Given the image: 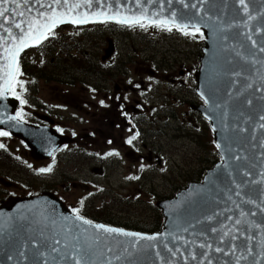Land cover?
Segmentation results:
<instances>
[{
	"label": "water",
	"instance_id": "obj_1",
	"mask_svg": "<svg viewBox=\"0 0 264 264\" xmlns=\"http://www.w3.org/2000/svg\"><path fill=\"white\" fill-rule=\"evenodd\" d=\"M69 3L80 5L70 15L87 13V22H66L54 30L105 23L129 26L109 17L143 13L144 23L167 20L166 26L193 30L195 25L203 31L206 45L196 91L205 105L198 110L211 122L223 161L207 172L203 182L191 183L174 199L158 203L165 217L159 233H135L100 223L119 230L106 233L78 220L52 194L11 199L0 207V264H76L77 260L80 264H264V0H244L243 4L240 0ZM31 6L45 11L35 0ZM98 12L102 15H94ZM31 47L20 53L19 63ZM112 52L111 46L108 57ZM3 84L0 79V88ZM16 110L17 100L4 90L0 131L23 139L33 157L50 158L69 142L49 128L23 123Z\"/></svg>",
	"mask_w": 264,
	"mask_h": 264
},
{
	"label": "rangeland",
	"instance_id": "obj_2",
	"mask_svg": "<svg viewBox=\"0 0 264 264\" xmlns=\"http://www.w3.org/2000/svg\"><path fill=\"white\" fill-rule=\"evenodd\" d=\"M145 27H140V31H138V28L130 31L132 34H128V31L125 29L105 27L104 31L102 30V27L99 31L94 30L93 28H87L90 29V31H86V33H82V31H80L82 35H80V33L74 32L73 30L61 31L59 39L64 38V40L69 44V47L66 49V55L64 56L66 62L65 64H62L61 67L66 73H68L70 70H73L74 73L78 71V75H74V77H76V81H74L76 85H73V88L68 87V91L72 89V93L66 94L67 96L63 93H60V90L63 89L62 91H66V85H68V79H70L68 75H70V73L66 75L68 79H64V81H66V85H62L61 83L46 84L43 81L40 82L38 79H40L42 75H46V71H44V73H42V69L38 71V65H40V59H42V51H44V48L38 52L40 53V55H38L40 59L36 61L38 65H34V67H36V69L32 71L34 75H32V73L26 69L28 65L32 67V63H28V53L25 52L26 55H24V57H26V59L23 57L24 61H26V65H24V71H28V75H32V81H30V83L34 85L36 71H38V75L42 73V75L36 79L39 84L36 83L38 87L34 85V87H36V89H34L35 93L32 91V85H30V91H32L34 95L41 97V103L46 101L48 104V101L64 100L62 103H69L68 111H70L72 107H76V111L80 113L78 109L79 105L82 107V105H84L87 101L93 102L94 105L96 102H98L100 105V102H103V100L105 101L104 98L106 96L110 97V94L114 93V95H112L114 99L110 101V109L108 110H110L111 113H114L112 109H114L116 105H118V107H116V113H114V117L109 116L107 118L106 124L103 120L104 116H102L100 121L96 119L94 122V128H97L96 130L102 133V135L99 133L98 138L102 139V141L97 140L98 143L93 145L92 140H82V143H76V145H78V147H76V145H70V141L74 143V140L68 138L69 142L66 144L64 153H66V155L70 153V155H74V157H64V155H62V159H60L58 165H52V167H50V165H46V167L51 169L56 167V171L54 172L56 173V180H54V177H50L52 173L45 172L46 175L49 174L48 177H50V179H48V177L44 179H48V181L52 183H48V181L43 183V181L40 180L42 179L40 175L43 174L40 172V169H46V167L39 165L42 164V162L35 164L32 163L30 152L24 151L19 137L18 139L14 137V139L11 138L10 140L5 137H1L0 145H3V147L6 149H12V151L15 150L14 153H16V155H20V159L23 158L29 163L34 164L36 171H38L36 179L27 173L28 171H30V173L32 171L29 167V163L28 165L23 166V164H20V161H18V165H22L24 169L14 166V161H16L14 157H16V155L12 158L14 159L12 163H10V160H0V173L4 175L8 173V177L9 175H12L14 178L16 177L28 180L29 183H31L35 188L34 193H36V189H38V191H42L43 195L44 189H46L48 185L54 186L52 187L54 191H56V189L58 191H62V189H64V191H62L64 195H62V193H58V195H56L52 189H50V191H52L56 197H60V195H62V197H60L58 200L62 202L64 207L68 210H72L74 208L79 209L80 207H78V205H81V197L82 201L88 197V201H90L91 204L95 197L97 203L96 209H98V207H102V209H104L105 207L103 213L102 209H100V213H98V211L94 213L95 215H98V217H102L103 219L106 217V221L115 218L116 222H119L116 224L120 225L122 228L127 226L122 224L127 223H129L130 226L138 229H140L142 225H146V227L150 225V229H152V231L148 229V234H153L156 229H158V232L162 231L160 227H162L165 223V217L162 215L160 210L161 208L158 207V201L163 202L169 198L174 199L176 194L180 190L187 188L189 183L191 184L196 182L194 179H198V183L200 182L201 178L203 181V175L205 176L206 171L214 167V163L220 161V159H218L220 155L219 151L217 150V144L216 146L214 144V131L211 132L210 123H206V119H204V124L199 120V117L202 115V113L198 110V107L204 104V100L201 96L200 99H196V91H193L197 85L195 79L196 75H194V72L197 74L199 68L201 67V56H204V49L202 46V43H204V38H202V43H200L198 41V36H196L194 44L192 41H190V39H195L191 32H187L186 37H184L180 36L177 29H175L174 33L171 34H168L170 31L166 29L158 30L160 31L159 35L161 34L163 36L156 35V37H154V31H148L149 29L147 25H145ZM143 33H150L152 36L142 35ZM72 36L79 37L73 38ZM199 43L200 48H198ZM48 45L50 46L49 43ZM205 45L206 43H204V47ZM109 46H113V50L115 49V54L112 57V63H110L108 54H105V50L108 49ZM52 47L59 49L58 45L54 46L52 44ZM33 50L34 48H31L28 51ZM34 53H36V51H34ZM46 53H48V47H46ZM46 53H44V57H46ZM50 53H52V49H50ZM102 57H104V59H102ZM144 57H146V59H144ZM89 59H92V61H89ZM107 59L108 61H106ZM48 63H50V61H48ZM90 63H92V65H102H100V67H92ZM143 63H146V65L149 64L148 66H150V69H148V71H151L152 75L146 70V67L142 69L144 67ZM43 64L44 59H42V65ZM42 65H40V68H42ZM112 65L114 66L112 67ZM104 67H106V69H104ZM120 67H122V69H120ZM171 67L174 72L168 73L171 71ZM89 69L90 71H88ZM96 69H98L99 73L102 71V73H100V78L94 76L96 79H98V81H96V79H90V77L93 75L92 71H96ZM114 69H118V73H120V75L116 74ZM178 69H181L182 73L184 74H187L189 70H192V75H194V79L190 78V81H188L187 85L189 90L186 89L187 92L174 91L175 88L173 87V80L176 79L178 87H180V81H182V73H180L181 71H178ZM85 71H88V77L84 75ZM80 73L82 74L80 75ZM112 73H114V75H112ZM124 73L126 74L124 75ZM83 75L86 77V83L84 85H80V79H82ZM74 77H72V79H74ZM129 77H131V80L128 81ZM148 77L153 80H150ZM88 79H90L92 83H96V87L91 85L97 90L96 95L84 88L90 85V81H88ZM122 79H124V82ZM26 81H28V77H26ZM184 81H186L185 78ZM184 81H182L183 84ZM132 83H134V85H132ZM128 84L132 85V87H136L137 85L136 91H138V89L141 91L148 90L146 93L149 92L150 99H148V95L144 93V95H146V99H148V103H150L152 96L155 95L156 91V98L153 99L155 103L151 104L153 105L152 109H154V111H156V104L158 105L160 102H162V95L166 94L167 92L168 95H170V105H172V101H176V94L178 95V101H180L179 98L181 95L182 105L186 103V100H188V103L185 104L186 109L182 107V109H184V117H182V113H180L182 109H174V113H172V109H170V111H168V109H164V111H162V117H164V125L167 127L165 129L166 134L160 131V126L158 125L159 127H156V134L150 135L148 137V131H150V129L156 125V115H154V111L150 109V124L146 125L144 129V143L143 145H140V149H138V155H140L138 160L136 159L135 162L134 157H122V155H124L122 153V155H120L123 158V160H121L122 165L116 166L118 163H120H116V160H114L116 165H114V163L110 165L112 157H109V160H106V163H104V155L108 153L106 149H108V147H110V149L112 148V145H106L104 143V132L106 133V131L112 130V127L108 129V125L111 123V121L108 123V119H115L116 115H119V104L122 103V99H124V95H122L123 92L128 93V91H124L126 87H128V89L130 88V85ZM115 85L116 87L117 85H119V87L120 85H124V87H122V93H118V91L114 89ZM148 85H152V90H149ZM20 87L18 88L20 89ZM182 87H180V89H182ZM170 89H172V91H170ZM164 90L165 92L160 93V91ZM23 92L24 91H22V93ZM139 92L140 91H138V93ZM130 93H134V90L130 91ZM138 93H134V97H136ZM188 93H190V95ZM34 95H32V97H34ZM90 95H92V98ZM118 95H120V97H118ZM140 95H142V93H140ZM144 95H142V97H144ZM29 96L30 94L28 93V96L26 95V103ZM38 97H36V99H38ZM116 97H118V99H116ZM130 97H132V95H130ZM134 97H132V103L138 99V97H136V99H134ZM158 97H160V100ZM166 99L167 98L164 97V100ZM116 101H118V103H116ZM138 101H140V99H138ZM138 101H136V103H138ZM178 101H176V107H178ZM37 102L38 101H36V103ZM66 103H64V105ZM114 103H116V105H114ZM132 103H128V105H130V109L134 107ZM70 105H72V107H70ZM18 107H20V105H18ZM22 107L26 108L24 105H22ZM22 107H20V109H22ZM172 107H174V105H172ZM191 107L194 108L191 109ZM84 108L85 106L82 107V112H85ZM130 109H126L128 114L133 111V109L132 111H130ZM29 110L30 108H28V111ZM193 110L195 111L192 115L193 119H190V113ZM28 111L26 112L28 113ZM34 111H32V113ZM68 111H62V113H66V121H68V119L72 120L74 125L68 121V123H70L72 126L76 127V125H82V121H78V119H84V121H86V123H83L84 125H82L84 129H82V127H78V130L82 129V134L88 133V129H92L90 115L88 117H82V113L78 115V113L72 109V111L76 113V115H74L76 119H74L72 115L68 117ZM72 111H70V113H72ZM176 111L178 113V121L172 122L174 121V115H176ZM120 113H122L121 110ZM170 113H172V121L168 119V115H170ZM139 115L140 119H142L141 113ZM97 117H101L100 113H98ZM152 117H154V123H152ZM123 118L124 117H122V119ZM140 119H138V121H140ZM166 121H170V126H168ZM98 123H100V125H98ZM184 123H186V125H184ZM96 125H98V127H96ZM102 125H104V129H102ZM204 125H206V127H204ZM128 127H126L124 131H127ZM178 127L183 130H176ZM186 127H188L187 130ZM196 129H198V131H196ZM50 131H52V129H50ZM124 131H122V133H124ZM52 132L54 133V131ZM194 135H196L197 143L196 138L194 139ZM122 136L126 137V133H124ZM146 139H148L150 149L147 150L146 153L153 151V153L150 154L152 155V157H150V161H152V168L150 164L143 160L142 157L144 145H148V143H146ZM68 144L70 147H72V149H74V151H76V149H78V151H76V153H74V151H68ZM96 145H98V149H96ZM136 145H138V141L136 142ZM82 149H84V153H82ZM92 151H94V153H98V155H94V160H92ZM100 151H104V155H100ZM112 153L114 152L112 151ZM156 154H159L161 158L162 155L166 156L161 168H159L160 161H158V166L156 165V159L158 156ZM108 155H110V153H108ZM209 155L210 157H212V155L214 157L218 155V157H216V159L212 157L210 160ZM10 157H8V159H10ZM100 159L102 160L100 161ZM140 159H142V162H140ZM98 161H100V163H98ZM51 163H56L55 159L51 160ZM45 164L46 163L44 162V165ZM138 165H140V168L137 167ZM144 165L147 169L144 171L142 181L138 182L137 179L134 180L135 178L129 179V177H133L132 175L136 177L139 173L138 169H142ZM98 166L100 169H96ZM102 167L106 170L105 175H103L105 172L101 170ZM151 169L154 170L152 171ZM95 170L98 171L99 174L93 173ZM98 175H102V178H100ZM8 177H6V179ZM2 183H4V180ZM2 183H0V187H2ZM10 183H8L7 180L6 183H4V191H6L8 199L10 198L8 189L12 194H16L21 197H26L30 194L28 187L24 189L8 187V189H6V185H9ZM54 183H56V185L60 183V185H64V187H60V189H58ZM70 183H72V185ZM101 190H104V193ZM47 192L48 189H46V194ZM34 193H32L30 197H34ZM6 195L2 193V197H4V199H6ZM92 195H94V197H92ZM2 197H0V204L6 202L2 201ZM88 210L90 211V209ZM89 213L92 214V211ZM156 219H158V221H156ZM160 223H162V226ZM109 224L110 223H108V225ZM138 225H140V227H137ZM112 226H114V223H112ZM146 227H144V231H146Z\"/></svg>",
	"mask_w": 264,
	"mask_h": 264
},
{
	"label": "flooded vegetation",
	"instance_id": "obj_3",
	"mask_svg": "<svg viewBox=\"0 0 264 264\" xmlns=\"http://www.w3.org/2000/svg\"><path fill=\"white\" fill-rule=\"evenodd\" d=\"M101 28V27H100ZM100 28L97 29L100 30ZM102 30L104 31V27H102ZM86 31H89V29H87ZM85 31V33H86ZM114 32V31H112ZM138 35V34H136ZM145 36H147L145 34ZM156 37V36H154ZM40 51V50H39ZM38 51V52H39ZM87 56V55H86ZM143 56V55H142ZM154 56V54H153ZM147 57V56H146ZM146 57H144V59H146ZM102 59H104V57H102ZM92 61V59H91ZM108 61V60H106ZM28 63H31L30 61H28ZM110 63H112V58L110 59ZM144 64V67L142 69H144L146 67V70L148 71V69H150V66L146 65V63H143ZM92 65V63L90 64ZM102 65V64H100ZM100 65H92V67H100ZM121 65V64H120ZM114 65H112L113 67ZM28 71L32 72V69H33V65L32 67H30V65H28ZM104 69H106V67H104ZM120 69H122V67H120ZM157 70V69H155ZM90 71V69L88 70ZM88 71H85L84 72V75L86 77H88ZM114 71H116V74L120 75V73H118V69H114ZM178 71H181L180 73H182V70L181 69H178ZM151 75V71H148ZM174 71L172 70V67H171V71L168 72V73H173ZM93 75L92 77H90V79H96L97 78H100L102 71H100V73L98 72V69H96V71H92ZM34 74V73H33ZM126 73H124L125 75ZM76 75H78V71H76ZM82 77V79H80V85H84L86 83V77ZM112 75H114V73H112ZM148 75V73H147ZM194 75H195V72H194ZM194 75H192V70H189L187 72V74H184L182 73V81H184V78L186 81H184V84L182 83V81H180V87H182V84H183V87L182 89H180V87H178V83H176V79L173 80V83H174V91H183V92H187L186 89H188V81H190V78H193L194 79ZM96 76V77H94ZM151 77V76H150ZM150 77H148L150 79ZM90 79H88V81H90ZM105 79V77H104ZM180 79V78H179ZM131 80V77L128 78V81ZM150 80H153V79H150ZM69 83L68 85H66V81H62L61 79H58L56 76H51L50 78L46 79L44 83L46 84H50V83H61L62 85H66V91H62L63 89L60 90V93H63L64 95L68 94V93H72V89H70V91H68V87H71L73 88V85H76V83H74V81H76V77H74V79H72V77H70V79L68 80ZM96 81H98V79H96ZM122 81L124 82V79H122ZM122 82V83H123ZM91 85H94V87H96V83H92V81H90V85H88V87H84L85 89H88V91H90L92 94L96 95L97 94V90L91 86ZM130 85V84H128ZM132 85H134V83H132ZM132 85H130V88L128 89V87H126V89H124V91H128V93H125L123 92L122 95H124V99H122V103H120V108L118 109V114L119 115H116V118L115 119H108V123H110V125H108V129H110V127H112V130L110 131H106V133L104 132V143L106 145H112V148L110 149V147H108V149H106V151H108V153H110V155H108V153H106V155H104V151H100V155H104V163H106L105 161L106 160H109L108 158L109 157H112V161L110 163V165H112L114 163V160H116V163H118V165H116V163H114V165L116 166H120L122 165V161L123 158L122 157H134L135 158V162H136V159L138 160V157H140V155H138V149H140V145H143L144 143V129H145V126L146 125H149L150 124V109H152L153 105H151L152 103H155V101L153 99L156 98V91H155V95L152 96V99L150 101V103H148V99L149 98V92L146 93V91L144 90H140L138 89V91H140L138 93V91H136V87H132ZM149 86V90H152V85H148ZM38 87V86H36ZM122 87H124V85H115L114 89H116L118 91V93H122ZM145 87V86H144ZM22 88H18L17 89V92H16V98L17 96H19L20 98L18 99L19 100V105L20 107H22V105L26 106V108L22 107V109H25L26 111H28V108H30V110L28 111V113L25 111V110H22L18 109V115L19 117L25 121L26 123L30 124V125H33V126H41V127H46V128H49V129H52V131H55L57 134L59 135H62V136H66L68 138H70L71 140H74V143L70 144V145H76L77 142H80L82 143V140H92L93 142V145L98 143V141H102V139H98L99 138V133L96 129L97 128H94V122L96 119H98V121H100V119H102V116H104L103 120H104V123L106 124V121H107V118L110 116V117H114V113H116V107H118V105H116V103H118V101H116V103H114V105H116V107H114V109H112V111H114V113H111L110 110V101H112L114 99V97H112L113 94H110V97L106 96L104 99L105 101L103 100V102H100V105L98 102H96V104L94 105L93 102H90V101H87L84 105H82V107L85 106L84 108V111L85 112H82V107H80V105L78 106V109L80 111V113H82V117H88L90 115L91 117V127L92 129H88V133H83L82 134V129H84V127H82V125H84L83 123H86V121H84V119H78V121H82V125H76V127L72 126L74 125V123H72V120L71 119H68V121H70V123H72V125L70 123H68L67 118H66V113H62V111H68V104L69 103H66L64 105V103H62V101H48V104L47 102H40V98L41 97H38V95H34V93L32 95H34V97L29 96L28 98L31 99V101H27L26 103V95L28 96L27 93L23 92L22 93ZM134 90V93H138V95H136V97H138V99H140V101H138V99H136V97H134V93H130V91H133ZM189 90V89H188ZM159 91V90H158ZM170 91H172V89H170ZM193 91H195V88L193 89ZM162 92H165L164 91H160V93ZM106 93V92H105ZM140 93H142V95H144V93H146V95H148V99H146V95H144V97H142V95H140ZM190 95V93H188ZM130 95H132V97H134V99H136V101H138V103H136V101H134V103H132V97H130ZM67 96V95H66ZM36 97H38V99H36ZM90 97L92 98V95H90ZM118 97H120V95H118ZM118 97H116V99H118ZM164 97H166L167 99L164 100ZM66 98V97H64ZM159 100H160V97H158ZM21 99L23 101H25V103H21ZM196 99H198L196 97ZM36 101H38L36 103ZM176 101H178V95L176 94ZM176 101H172V105H174V107H172V105H170V95H168V92L164 95H162V102H160L158 105L156 104V111H154V109H152V111H154V115H156V125H154V127H152L150 129V131H148V137L150 135H153V134H156V127H159L160 126V131H162V133H165L166 134V131L165 129L167 128L166 125H164V117H162V111H164V109H168V111H170V109H172V113H174V109L176 110H180L182 109V107H184V109H186V106L185 104L188 103V100H186V103H184V105H182V99H181V95H180V101H178V107H176ZM128 103H132V105H134V107H132V109H130V105H128ZM142 103V104H141ZM66 106V107H65ZM124 106V107H123ZM191 106V105H190ZM70 107H72V105H70ZM194 108V107H191V109ZM35 109V111H34ZM72 109H74V111H76V107H72ZM72 109H70V111H72ZM126 109H130V112L128 114V111H126ZM184 109H182V111H180V113H182V117H184ZM120 110L122 111V113H120ZM147 110V111H146ZM32 111H34L32 113ZM70 111H68V117L70 115H72V117H74V115H76V113H78V111H76V113H74V111H72V113H70ZM194 110L190 113V119H193V114H194ZM80 113H78V115H80ZM98 113H100L101 117H97L98 116ZM142 115V119H140V114ZM172 113H170V115H168V119L170 121H172ZM138 116V117H137ZM122 117H124L122 119ZM74 119H76V117H74ZM73 119V120H74ZM138 119H140V121H138ZM199 120L204 124V120L199 117ZM170 121H166V123H168V126H170ZM178 121V113L176 111V115H174V121L172 122H176ZM68 123V124H66ZM152 123H154V117H152ZM98 125H100V123H98ZM98 125H96V127H98ZM159 125V126H158ZM184 125H186V123H184ZM199 125V124H198ZM129 126V127H128ZM78 127H82V129L78 130ZM126 127H128V130L127 131H124V129H126ZM204 127H206V125H204ZM102 129H104V125H102ZM188 129V127H186V130ZM124 131V133H126V137L122 136L124 135V133H122V131ZM178 131L180 130H183V129H180V127H178V129H176ZM129 131V133H128ZM196 131H198V129H196ZM119 133V134H118ZM122 133V134H121ZM137 133H139V135H136ZM195 133V131H194ZM205 133H206V129H205ZM100 135H102V133H100ZM130 135V136H129ZM133 136H136V139L132 140V143L129 144L128 141L133 137ZM196 138V135H194V139ZM76 141V142H75ZM138 141V145H136V142ZM146 143H148V139H146ZM196 143H197V138H196ZM70 145H67L68 147V151H74V149H72V147H70ZM86 145V144H84ZM76 147H78V145H76ZM24 149V147H23ZM64 149H66V146H63L62 148H60L55 154L54 156L49 159L50 161L48 160H44V161H39V160H35L32 158V155L30 153V157H31V161L32 163H40L42 162V164H39V165H43L44 167H46V165H50V167H52V165H58L60 159H62V155H64V157H67V156H71V157H74V155H70V153H68V155H66V153H64ZM96 149H98V145H96ZM147 150H150L149 149V143L148 145H144V150L142 151V157H143V160L146 161L148 164L151 165V168H152V161H150V157H152V155H150L151 153H153V151H149L148 153H146ZM12 150H9L8 152L11 153V157L13 158L16 153H14V151ZM24 151L26 152H30V150H28L26 147L24 149ZM76 151H78V149H76ZM76 151H74V153H76ZM99 151V150H98ZM112 151L114 153H112ZM82 153H84V149H82ZM122 153L124 155H122ZM18 154V153H17ZM94 155H98V153H94V151H92V160H94ZM122 155V157L120 156ZM158 155L157 156V159H156V165L158 166V161H160V167L161 168L163 166V163H164V159L166 156H163L162 155V158L159 154H156ZM3 157H4V150L0 148V160H3ZM16 161H15V164L14 166H18L22 169H24L22 167V165H18V161H20V164H23L24 165H28V161L27 160H24L23 158L20 159V155H16ZM55 159V162L54 164L51 163V160ZM102 159H100L101 161ZM100 161H98V163H100ZM44 162L46 163L44 165ZM140 162H142V159H140ZM12 163V161L10 162ZM32 163H29V167L30 169L32 170L31 173L30 171H26L29 175H31L33 178L36 179V175H38V171H36L35 169V165L32 164ZM107 165V164H106ZM143 165V164H142ZM131 167V166H130ZM138 168H140V165L137 166ZM2 168V167H1ZM48 168V167H46ZM56 167H54V169H52V171L50 173H52V175H50V177H54V180H56V173H54L56 170ZM96 169H100V167L98 166V168ZM146 166L144 165V167H142V169H138L139 173L136 177H138V182L139 181H142L143 179V176H144V171H146ZM1 170V169H0ZM26 170V169H25ZM103 172V175L106 174V170L102 167L101 169ZM152 171L154 169H151ZM48 173V172H46ZM46 173H43L42 175H40L42 177V180L43 183H46V181H48V179H50L49 174L46 175ZM93 173H98V171H94ZM99 174V173H98ZM132 175V174H131ZM8 177V173H6V175L0 173V183H2V181L4 180V183H6V180L8 181V183H10L9 185H6V189H8V187H12V188H15V189H24V188H29V192L30 195H32V193H34V187L31 183H29L28 180H25V179H22V178H14L12 177V175H9V177L6 179V177ZM100 176V178H102L101 176L102 175H98ZM134 177V175H132ZM48 177V179H44ZM13 179V181H12ZM136 180V179H134ZM88 181V180H86ZM4 183H2V187H0V197H2V193H4V195H6V191H4ZM48 183H52L50 181H48ZM56 185V183H54ZM72 185V183H70ZM92 186V185H90ZM99 186V185H98ZM52 187L54 186H51V185H48V187H46V189H48V192L47 193H52V191H54V189H52ZM56 187H58V189H60V187H64V185H60V183H58V185H56ZM39 189H44V188H39ZM46 189H44V193H46ZM50 189H52V191H50ZM97 189V187H96ZM62 191H64V189H62ZM62 191H58L56 189V191H54V193H56V195H58V193H62ZM103 191L104 193V190H101ZM107 191V190H106ZM98 192H99V189H98ZM8 193H10V198L8 199V195H6V199H4V197H2V201H6L5 203H2L0 205H4L6 203H8L11 199H14V198H19L21 196H18L16 194H12L11 192H9V189H8ZM54 193H52L54 195ZM39 194H42V191H38V189H36V193H34V195H39ZM55 195V196H56ZM62 195H64V193H62ZM62 195H60V197H62ZM96 195V194H95ZM26 196V197H28ZM60 197H57L60 199ZM92 197H94V195H92ZM166 198H169V197H166ZM81 201V205H78V207H80L79 209L77 208H74L72 209L73 212L76 213V210H79L80 211H84V212H89L88 209H90V211L92 212H96L98 211V213H100V209H102V207H98V209H96V206H97V203H96V200H95V197H94V201H92V204L90 203V201H88V197H86V199H84V201H82V197L80 199ZM93 207V208H92ZM105 209V207H104ZM104 209H102V212H104ZM107 212V210H106Z\"/></svg>",
	"mask_w": 264,
	"mask_h": 264
},
{
	"label": "snow or ice",
	"instance_id": "obj_4",
	"mask_svg": "<svg viewBox=\"0 0 264 264\" xmlns=\"http://www.w3.org/2000/svg\"><path fill=\"white\" fill-rule=\"evenodd\" d=\"M87 4L90 6L92 0H86ZM241 4L244 0H240ZM35 4L39 8L45 9V11H39V9H34L32 5V0H0V47H3V59L5 63L0 65V79L3 80V88H0V94H3L4 90L13 91L15 95V86L20 84L23 87V83L17 79L20 72V65L18 57L20 53L27 47L38 45L41 41L49 38L50 35H54V29L57 25L66 22L72 23H85L87 22L88 15L85 13L83 16L79 14L70 15L74 9L79 8V4H70L69 0H52V3L45 4L42 0H35ZM55 4L57 7H53ZM195 7V5H193ZM58 8H63L64 11H58ZM35 11V16L32 13ZM27 13V15H26ZM94 15L100 16L101 13H95ZM173 18L175 13L172 14ZM110 19H116L118 23L132 25H139L140 27H145L144 20L145 15L142 13L140 16L123 17L119 18V14L109 17ZM149 23L152 25L166 26L169 22L167 20H153L149 19ZM179 27V26H178ZM186 27V26H185ZM195 31H199V28L193 25ZM18 30L17 31H14ZM6 34V35H5ZM187 34V33H186ZM264 51V48L261 49ZM20 97L17 96V99ZM22 104L25 103L21 99ZM15 118V117H14ZM264 120V116L261 117ZM0 135H7L6 132H0ZM136 135H139L137 133ZM136 139L133 136L128 143L131 144L132 140ZM3 147V145H0ZM219 148L220 145L217 144ZM51 168L40 169L41 173L51 172ZM138 179V177H129V179ZM76 218L82 220L84 224L91 227H95L98 230H103L106 233H118L119 230L115 228H105L103 225L96 224L93 225L91 220L84 219L80 216L79 210H76ZM237 224L240 223L239 220L236 221ZM125 236H133L135 234L130 232L120 233ZM228 233L226 232L225 235ZM138 239H154V237H137ZM59 243V241H57ZM201 248L205 245H200ZM211 247V245H208ZM171 251V250H170ZM221 251V249H217ZM195 259V256H193ZM76 264H80L77 260Z\"/></svg>",
	"mask_w": 264,
	"mask_h": 264
},
{
	"label": "trees",
	"instance_id": "obj_5",
	"mask_svg": "<svg viewBox=\"0 0 264 264\" xmlns=\"http://www.w3.org/2000/svg\"><path fill=\"white\" fill-rule=\"evenodd\" d=\"M104 27L105 28H119V29H125L126 28V27H122V26L121 27H116V25H112V24H106V25H104ZM98 28H100V27H94L93 29L97 30ZM110 30H112V29H110ZM85 31H86V29L82 30V33H85ZM89 31H90V29H89ZM59 38H60V36H58V35H55L54 37H51V40L49 42L50 46H48V53L50 54V57L51 56L60 57L61 53L63 52V50L66 52V49L69 47V45L65 44L67 42L64 40V38H61V39H59ZM194 40H196V39H194ZM198 41L200 43H202V37L200 38V40L198 39ZM58 43H59V45H58ZM200 43H199V47H200ZM52 44L54 46L58 45L60 50L56 49L55 47H52ZM202 46H203V43H202ZM50 49H52V53H50ZM59 60H60L59 62L57 60V61H53V62L48 63V61H50V59L48 58L47 63L42 68L38 67V71H40V69H42V73H44V71H46V75H42V73H40V75L45 76L47 78H50L51 75L54 73V69L55 68H57V69L62 68L61 64H65V62H66V60L64 58H59ZM89 61H91V59H89ZM49 69H52V70L50 71L49 75H47V72H48ZM21 72H24V70L22 69ZM36 75L40 77V75H38V74H36ZM194 180L197 181L198 179H194ZM94 213L95 212H92V214L86 213L84 211H80L79 212V214H81L82 216H84L88 220H91L92 222H104V223H107V224L110 223L111 225H112V223H114L115 225H117L116 223H119V222H116L115 218H112L111 220L106 221V217H104V219H103L102 217H98V215H95ZM156 221H158V219H156ZM160 221H161V219H160ZM122 225H127L126 228L131 229V230L140 231V232H148V229H150V225H148V227H146V225H142V227H140V225H138L137 227H140V229L134 228L133 226H130L129 223L122 224ZM132 225H134V224H132ZM160 225L162 226V223H160ZM144 227H146V231H144ZM156 228H157V226H156ZM160 228H162V227H160ZM150 231H152V229H150ZM154 232H158V229H156V231H154Z\"/></svg>",
	"mask_w": 264,
	"mask_h": 264
},
{
	"label": "bare ground",
	"instance_id": "obj_6",
	"mask_svg": "<svg viewBox=\"0 0 264 264\" xmlns=\"http://www.w3.org/2000/svg\"><path fill=\"white\" fill-rule=\"evenodd\" d=\"M180 99V98H179ZM90 212V211H89ZM89 212H86V213H89ZM143 233H146V234H148V232H143Z\"/></svg>",
	"mask_w": 264,
	"mask_h": 264
}]
</instances>
